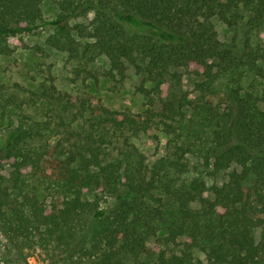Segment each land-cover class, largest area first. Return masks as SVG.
Wrapping results in <instances>:
<instances>
[{"label":"trees","instance_id":"16d2710c","mask_svg":"<svg viewBox=\"0 0 264 264\" xmlns=\"http://www.w3.org/2000/svg\"><path fill=\"white\" fill-rule=\"evenodd\" d=\"M52 1L46 18L42 0H0V56L50 26L46 41L75 63V78H123L131 64L142 91L146 81L178 77V68L198 80L193 96L174 94L169 82L159 108L144 113L111 109L50 79L4 96L0 167L8 164L12 177L0 173V259L264 264V88L219 87L241 67L261 75L263 56L248 36L236 55L212 21L262 28L264 0ZM100 56L106 70L94 66ZM185 121L188 134L152 162L131 141L153 128L178 135ZM159 223L165 234L150 245Z\"/></svg>","mask_w":264,"mask_h":264},{"label":"rangeland","instance_id":"374dc122","mask_svg":"<svg viewBox=\"0 0 264 264\" xmlns=\"http://www.w3.org/2000/svg\"><path fill=\"white\" fill-rule=\"evenodd\" d=\"M41 8L46 18H50L55 14L52 0H42ZM212 21L218 38L222 41H232L234 43L236 55L242 53L243 43L248 36L250 45L258 54L263 56L257 61L258 66L263 69L261 75L257 74L254 68L250 66L241 67L237 71L233 70L222 76L219 87L239 83L247 88L250 86L264 88V26L246 32L243 22L230 27L217 16H214ZM51 32L52 28L45 26L35 33L24 36V46L16 47L10 53L0 56V102L4 96L11 93H18L23 96V89H36L46 79L52 80L58 89L73 95L80 97L94 96L111 109H127L140 113L159 108V92L160 90L163 91L169 85V82L175 83L172 90L176 95L189 93L190 96H193L194 94L192 88L198 78L184 68L174 69L173 72L178 77H174L172 80L146 81L143 83L145 91L140 88L142 74L137 73L135 67L131 64H128V69L123 78L120 76L114 78L101 76L98 82H93L88 77L75 78L71 72L75 63L67 58L65 52L51 47L46 41ZM108 65V61L104 56L98 57L94 62V66L100 70H106ZM7 118L5 116L4 119L0 120V129L8 124ZM186 123V121L181 123L180 128H178V135L176 133L168 134L160 129L153 128L147 134L140 133L131 138V141L135 144L137 150L145 155L147 162H152L167 153L168 148L175 141H181L183 136L188 134L186 128H184ZM24 172L28 173L29 168H25ZM0 173L7 179L12 177L11 167L8 164L1 163ZM25 175L26 179L32 183L31 174ZM187 175L202 176L207 183L214 180L203 173L190 171ZM165 226V223H159V230L156 236L150 239V245L154 243L156 238L163 237ZM0 264L7 263L0 259ZM28 264H38L36 257L31 256L28 259Z\"/></svg>","mask_w":264,"mask_h":264}]
</instances>
